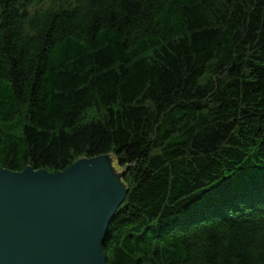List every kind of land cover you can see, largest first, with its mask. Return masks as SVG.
<instances>
[{"label":"trees","instance_id":"obj_1","mask_svg":"<svg viewBox=\"0 0 264 264\" xmlns=\"http://www.w3.org/2000/svg\"><path fill=\"white\" fill-rule=\"evenodd\" d=\"M104 155L107 264H264V0H0V167Z\"/></svg>","mask_w":264,"mask_h":264},{"label":"water","instance_id":"obj_2","mask_svg":"<svg viewBox=\"0 0 264 264\" xmlns=\"http://www.w3.org/2000/svg\"><path fill=\"white\" fill-rule=\"evenodd\" d=\"M126 173L109 155L57 174L0 167V264H107Z\"/></svg>","mask_w":264,"mask_h":264}]
</instances>
